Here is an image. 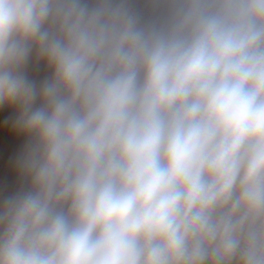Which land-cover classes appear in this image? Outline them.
<instances>
[{"label": "clouds", "instance_id": "9594fccd", "mask_svg": "<svg viewBox=\"0 0 264 264\" xmlns=\"http://www.w3.org/2000/svg\"><path fill=\"white\" fill-rule=\"evenodd\" d=\"M5 109L0 264H264V0H0Z\"/></svg>", "mask_w": 264, "mask_h": 264}, {"label": "crops", "instance_id": "0c3cea01", "mask_svg": "<svg viewBox=\"0 0 264 264\" xmlns=\"http://www.w3.org/2000/svg\"><path fill=\"white\" fill-rule=\"evenodd\" d=\"M38 76H43V68L41 66L40 72L37 74ZM14 116L13 111H9L7 109L0 110V121H2L5 117ZM24 143L23 137H18L15 140L9 141L7 137H5V144H9L13 150L18 148L20 145ZM7 178L9 181L15 180V174L11 171V169L7 165V161L5 159H0V181H3Z\"/></svg>", "mask_w": 264, "mask_h": 264}]
</instances>
